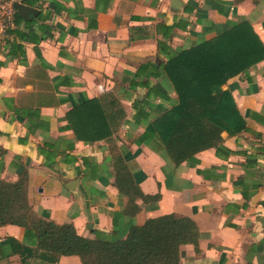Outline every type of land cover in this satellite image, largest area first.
<instances>
[{
	"label": "crops",
	"instance_id": "1",
	"mask_svg": "<svg viewBox=\"0 0 264 264\" xmlns=\"http://www.w3.org/2000/svg\"><path fill=\"white\" fill-rule=\"evenodd\" d=\"M32 8L36 15L17 28L27 42L15 39L24 57L0 69V179L25 175L34 216L71 224L85 239L113 229L124 238L131 225L174 215L198 232L196 246L179 247V264H264V61L221 87L246 129L221 133L218 148L173 166L151 128L176 100L157 44L189 48L245 18L264 45V0H37ZM12 40L0 29V61ZM109 97L125 112L117 132L77 141L66 114L85 99ZM115 162L149 198H134L132 217L113 184ZM23 236L21 227L0 226V264H81Z\"/></svg>",
	"mask_w": 264,
	"mask_h": 264
},
{
	"label": "trees",
	"instance_id": "2",
	"mask_svg": "<svg viewBox=\"0 0 264 264\" xmlns=\"http://www.w3.org/2000/svg\"><path fill=\"white\" fill-rule=\"evenodd\" d=\"M14 1L31 8L37 3V0ZM38 20L44 21L39 17ZM20 24L28 23L23 22L12 7L10 17L1 25L2 34L12 35L14 40L6 42L8 51L4 61H0V69L7 59L24 57L23 46L15 43V39L28 40L18 31ZM10 26L13 29H9ZM42 39L38 36L33 44ZM157 49L166 55L162 71L176 100L158 113L151 128L163 146L165 158L173 166L191 161L203 150L218 148L221 133L235 136L245 131V121L230 93L221 89L227 80L264 61V45L245 18L228 22L212 39L189 48L164 50L158 43ZM35 56L38 57L36 50ZM124 118L123 108L113 97L106 103L85 99L66 114L75 139L85 143L109 139ZM113 184L127 197L125 215L132 217L137 211L132 206L134 198L145 200L147 197L141 195L120 162L114 163ZM26 188L25 175L13 183L0 179V226L23 228V237L27 241L32 239L36 249L60 256H77L81 264H179V247L196 246L195 224L174 215L148 219L141 226L131 225L124 238L115 236L114 229L111 236L94 231L93 239L82 238L71 224L56 225L35 217L27 203ZM151 199L156 201L158 197ZM22 251L29 254L26 248L19 252Z\"/></svg>",
	"mask_w": 264,
	"mask_h": 264
},
{
	"label": "water",
	"instance_id": "3",
	"mask_svg": "<svg viewBox=\"0 0 264 264\" xmlns=\"http://www.w3.org/2000/svg\"><path fill=\"white\" fill-rule=\"evenodd\" d=\"M12 7L15 10L18 17L23 21H30L36 15L35 9L22 5L20 3L14 2L12 4Z\"/></svg>",
	"mask_w": 264,
	"mask_h": 264
},
{
	"label": "built area",
	"instance_id": "4",
	"mask_svg": "<svg viewBox=\"0 0 264 264\" xmlns=\"http://www.w3.org/2000/svg\"><path fill=\"white\" fill-rule=\"evenodd\" d=\"M14 0H0V29H2L1 22L7 20L11 15L12 4Z\"/></svg>",
	"mask_w": 264,
	"mask_h": 264
}]
</instances>
